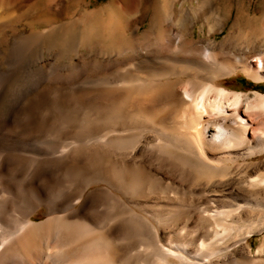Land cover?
<instances>
[{
	"label": "bare ground",
	"instance_id": "6f19581e",
	"mask_svg": "<svg viewBox=\"0 0 264 264\" xmlns=\"http://www.w3.org/2000/svg\"><path fill=\"white\" fill-rule=\"evenodd\" d=\"M172 2L160 0L166 21ZM133 11L96 17L90 49L103 38L108 57L135 53L117 42ZM205 20L209 30L219 21ZM236 21L235 37L188 51L182 37L158 35L166 56L89 78L68 102L42 89L32 40L17 60L7 55L0 264H264V13ZM238 72L256 84L249 94L222 84ZM11 135L49 140L31 155Z\"/></svg>",
	"mask_w": 264,
	"mask_h": 264
},
{
	"label": "rangeland",
	"instance_id": "374dc122",
	"mask_svg": "<svg viewBox=\"0 0 264 264\" xmlns=\"http://www.w3.org/2000/svg\"><path fill=\"white\" fill-rule=\"evenodd\" d=\"M203 1L205 3L199 10ZM135 3V0H0V65H4L8 54L9 58L17 60L24 42L32 40L33 46L29 47L27 58L40 53V66L48 75V81L42 89L49 91L60 88L63 102H68L67 98L80 83L89 78L111 74L134 62L166 56L156 43L158 35L169 37L173 42L182 37L185 50L188 51L194 47H204L209 42L218 44L233 38L237 34L234 29L236 20L264 13V0H173L171 19L166 21L160 0H145L140 5ZM126 8L134 10V13L130 23L118 31L117 35L123 39L117 42L133 44L136 52L123 57L115 54L108 57L104 54L110 52L113 45L103 38L91 50L90 35L96 17L105 19L106 14L112 11L123 18ZM213 12L219 21L212 32L209 30L212 23L209 24L205 16ZM179 15L183 23L177 27L173 22ZM232 52L224 59H232ZM195 56L202 57L201 51H197ZM222 84L228 90L241 94H249L256 85L241 72L224 79ZM258 85L264 88V82ZM17 138L24 142L26 140L25 145L31 155L42 153L49 140V137H45L35 142L14 135L8 139L14 141ZM42 213L36 215L37 220L44 218ZM262 236H252L250 250L253 253L261 244Z\"/></svg>",
	"mask_w": 264,
	"mask_h": 264
}]
</instances>
